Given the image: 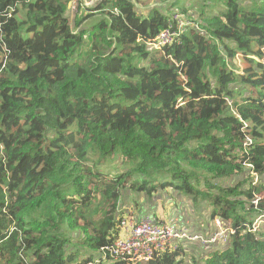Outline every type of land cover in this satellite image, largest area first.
Returning a JSON list of instances; mask_svg holds the SVG:
<instances>
[{
    "label": "trees",
    "instance_id": "trees-1",
    "mask_svg": "<svg viewBox=\"0 0 264 264\" xmlns=\"http://www.w3.org/2000/svg\"><path fill=\"white\" fill-rule=\"evenodd\" d=\"M71 1L0 0V264H127L105 251L127 192L235 231L136 264H264V0L188 15L162 49L176 0Z\"/></svg>",
    "mask_w": 264,
    "mask_h": 264
},
{
    "label": "built area",
    "instance_id": "built-area-1",
    "mask_svg": "<svg viewBox=\"0 0 264 264\" xmlns=\"http://www.w3.org/2000/svg\"><path fill=\"white\" fill-rule=\"evenodd\" d=\"M96 0H72L71 13L77 14L81 8L92 7ZM198 25L187 15L173 13L167 22L166 27L160 34L148 42V45L155 49H162L164 46L179 44L182 35L187 31L188 26ZM258 201H256L257 203ZM218 232L207 239L202 235H189L177 225L162 224L157 222L153 216H144L136 219L134 216H127L121 221L122 236L111 247L105 251L115 262L136 264L148 262L155 254L166 250L176 251L178 242L188 240L190 242H201L203 245L214 244L218 240H225L227 233L234 234L235 231L225 227L220 219L214 221ZM264 226V216H259L253 225V231Z\"/></svg>",
    "mask_w": 264,
    "mask_h": 264
},
{
    "label": "crops",
    "instance_id": "crops-1",
    "mask_svg": "<svg viewBox=\"0 0 264 264\" xmlns=\"http://www.w3.org/2000/svg\"><path fill=\"white\" fill-rule=\"evenodd\" d=\"M175 194L177 195V193ZM160 198L161 197H158V194L152 199H147L141 195L136 196L127 192L124 197L123 208L128 212V216H134L136 219H140L144 216H154L158 222L162 224L181 225L196 234L207 235L214 232L215 235V233L218 232L215 223L213 224V220L210 217V207L207 203L197 202L192 204L189 200L183 199V195H178L176 199L177 201L173 200L171 196H165L164 203L160 205ZM136 202H140L139 207L141 212L136 209ZM177 204L181 205L179 211H177ZM224 246L225 244H217L215 247L221 249ZM196 253L197 255L194 257L199 256V253ZM206 254L207 250L201 252L199 257L202 258L201 264H205L204 260ZM187 262L188 264L192 263L191 259H188Z\"/></svg>",
    "mask_w": 264,
    "mask_h": 264
},
{
    "label": "rangeland",
    "instance_id": "rangeland-1",
    "mask_svg": "<svg viewBox=\"0 0 264 264\" xmlns=\"http://www.w3.org/2000/svg\"><path fill=\"white\" fill-rule=\"evenodd\" d=\"M174 0H167L166 2H164L165 7L168 6L170 3H172ZM177 2V8L176 9H171V13H181L182 8L186 10V15L190 16L191 18L194 16H197L202 9H205V12L208 15H214L215 14V10H217V12H221L223 11L226 6L223 2V0H176ZM241 3V0H240ZM252 3H254V0H252ZM250 4L247 9H252L255 8V4ZM242 4V3H241ZM140 8L142 7L141 4H139ZM100 19V17H96L92 20H90L88 22V25H92L95 24L96 22H98ZM158 197H161L159 200L160 205H162L164 203V195H162L161 193L158 194ZM259 231H263L264 232V227L261 228Z\"/></svg>",
    "mask_w": 264,
    "mask_h": 264
}]
</instances>
